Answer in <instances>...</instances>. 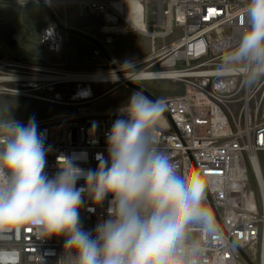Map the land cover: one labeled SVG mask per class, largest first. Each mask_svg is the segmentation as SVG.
<instances>
[{
	"label": "built area",
	"instance_id": "1",
	"mask_svg": "<svg viewBox=\"0 0 264 264\" xmlns=\"http://www.w3.org/2000/svg\"><path fill=\"white\" fill-rule=\"evenodd\" d=\"M31 1L37 2L17 0L19 5ZM42 1L59 25L68 28L67 14L60 17L55 10L61 5ZM246 4L247 0H168L162 7V15L167 18L161 25L166 27L165 35L150 36L151 55L129 65H145L139 71L148 74L171 73L131 81L143 88L144 82L161 80L183 87L178 95L159 98L169 116L163 113L156 135L158 147L173 156L182 153L190 161V169L203 178L205 203L216 229L212 236L195 234L205 243L206 264H264V82L251 89L238 84L226 87L216 71L222 42L235 37L244 26ZM70 5L86 9L79 17H87L93 27L107 33L103 46L113 40L109 33L114 32L107 31V25H124L123 34L138 31L128 18L134 15L129 0H68ZM141 16L148 27L158 24L153 22L154 12L151 21L146 10ZM176 28L181 30L180 38L156 49L155 39L172 36ZM62 34L53 23L45 36L51 50L59 47ZM101 54L96 47L94 55ZM118 108L35 121L48 150V176L56 174L58 157H72L86 171L108 161L106 134L118 118ZM84 184V179L77 181V187ZM110 199L94 206L85 196L80 218L86 231L107 218ZM63 247L62 237L40 239L33 229L21 227L18 234L15 230L0 234V264H57Z\"/></svg>",
	"mask_w": 264,
	"mask_h": 264
},
{
	"label": "clouds",
	"instance_id": "2",
	"mask_svg": "<svg viewBox=\"0 0 264 264\" xmlns=\"http://www.w3.org/2000/svg\"><path fill=\"white\" fill-rule=\"evenodd\" d=\"M243 16L242 30L222 42L216 71L226 87L251 89L264 82V0H247ZM117 111L108 161L86 171L58 157L52 177L35 120L0 117V234L29 227L40 239L62 237L57 264H206L195 234L214 235V219L190 161L158 147L164 101L135 90ZM85 196L94 206L111 197L107 218L90 231L80 218Z\"/></svg>",
	"mask_w": 264,
	"mask_h": 264
},
{
	"label": "rangeland",
	"instance_id": "3",
	"mask_svg": "<svg viewBox=\"0 0 264 264\" xmlns=\"http://www.w3.org/2000/svg\"><path fill=\"white\" fill-rule=\"evenodd\" d=\"M146 15L159 14L153 22L160 20L156 26H149L148 30L155 33L165 32L167 18L162 15V7L167 6L168 0H143ZM57 14L62 17L64 13L68 16V28L84 32L99 42L104 43L107 33L101 29L94 28L87 17H79L81 11L86 12L79 6L70 5L65 9L61 6L55 8ZM66 11V12H65ZM162 15V16H161ZM155 20V21H154ZM0 23L12 24L17 33L15 38L18 43L12 49L0 39V77L11 75L44 76L52 72H96L101 70H116L117 73H134L142 67L130 68L121 71L120 67L125 61L136 63L145 59L152 53L153 40L138 31L131 30L127 34H112L111 44H106L109 56L113 59L116 69H113L103 54L94 55L96 48L90 42L65 34L56 50L50 49V41L45 40L47 31L53 26V20L46 10L37 2L31 1L19 5L17 0H0ZM181 30L175 29L172 36L155 39L156 49L166 47L178 40ZM54 39V38H53ZM56 39V37H55ZM4 64L11 63L14 66L1 68ZM144 87L157 98L178 95L183 91L181 84L172 81L144 82ZM116 84H51L35 83L25 85L22 83H0V87L14 90L27 91L34 98L20 95H9L0 93V117L7 118L10 115L21 123L29 119L42 120L55 115L76 113L79 111L96 112L104 109L119 107L125 103L131 93L135 90L127 87L125 83L113 89ZM87 92L86 96L82 93ZM103 95V96H102ZM102 96L101 98H99ZM99 98V99H98ZM254 186V182H253Z\"/></svg>",
	"mask_w": 264,
	"mask_h": 264
},
{
	"label": "bare ground",
	"instance_id": "4",
	"mask_svg": "<svg viewBox=\"0 0 264 264\" xmlns=\"http://www.w3.org/2000/svg\"><path fill=\"white\" fill-rule=\"evenodd\" d=\"M45 2L50 3H56L60 4L63 9L66 8L68 0H44ZM152 2H156L157 0H151ZM29 3V2H28ZM27 4V3H26ZM129 9L134 13V15H128V18L134 25V27L143 35L145 36H164L165 32L160 33H153L148 30L147 22L142 19L141 12L142 10L145 11L144 4L141 0H129ZM155 17H159V14L154 13ZM162 16V15H161ZM156 23H159L160 20L155 21ZM69 25V24H68ZM107 31H111L114 33H120L125 32V26L124 25H115V26H106ZM55 35V34H53ZM152 60V59H151ZM14 66L11 63L4 64L1 66V68L8 67V66ZM130 69L129 65H125L123 68H121V71H127ZM116 70H101L96 72H52L49 73V75L44 76H32V75H11V76H4L0 77V83H22L25 85H33L35 83H51V84H66V83H72V84H103V83H110V84H116V86L113 89H117L118 86L125 81H133L135 79H143L146 77L151 76H165V75H171V73H150L148 74L145 71H138L136 73H117ZM116 76L119 77L118 82L113 83L112 78L115 79ZM0 93L1 94H13V95H20L23 97H29L34 98L33 95L29 94L27 91H20V90H14L10 88L0 87ZM87 92L82 93V96H86ZM103 96V95H102ZM100 96L99 98H101ZM98 98V99H99ZM35 99V98H34ZM260 181H262L260 177ZM263 183V181H262ZM263 185V193H264V184ZM264 198V196H263Z\"/></svg>",
	"mask_w": 264,
	"mask_h": 264
},
{
	"label": "water",
	"instance_id": "5",
	"mask_svg": "<svg viewBox=\"0 0 264 264\" xmlns=\"http://www.w3.org/2000/svg\"><path fill=\"white\" fill-rule=\"evenodd\" d=\"M45 10L46 12L49 14V16L51 17V19L53 20V22L59 27V29L64 32L65 34L71 35V36H75L81 39H84L88 42H90L91 44H93L95 47L99 48L100 51L102 52L103 56L106 58V60L108 61V63L110 64V66L113 69H116L115 64L113 63V59L109 56L106 48L95 38L91 37L90 35L81 32L77 29H73V28H66L63 27L61 25H59L54 13L52 12V10L42 1V0H36ZM16 29L12 24H7V23H0V39L8 46L9 49H12L14 46L17 45L18 41L15 38L16 36ZM125 85L133 90H140L143 91V93L154 99V97L151 95V93L149 91H147L145 88L141 87L138 84H135L131 81H125L124 82ZM165 115L169 116L167 112H163Z\"/></svg>",
	"mask_w": 264,
	"mask_h": 264
},
{
	"label": "snow or ice",
	"instance_id": "6",
	"mask_svg": "<svg viewBox=\"0 0 264 264\" xmlns=\"http://www.w3.org/2000/svg\"><path fill=\"white\" fill-rule=\"evenodd\" d=\"M196 174H197V175H199V173H198V172H197ZM201 186H202V187L204 186V185H203V182H201Z\"/></svg>",
	"mask_w": 264,
	"mask_h": 264
},
{
	"label": "crops",
	"instance_id": "7",
	"mask_svg": "<svg viewBox=\"0 0 264 264\" xmlns=\"http://www.w3.org/2000/svg\"><path fill=\"white\" fill-rule=\"evenodd\" d=\"M109 26V25H108ZM112 26V25H111ZM95 28V27H94Z\"/></svg>",
	"mask_w": 264,
	"mask_h": 264
}]
</instances>
